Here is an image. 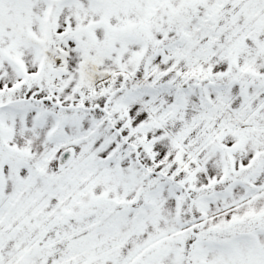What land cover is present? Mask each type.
I'll return each instance as SVG.
<instances>
[{
    "label": "snow or ice",
    "instance_id": "snow-or-ice-1",
    "mask_svg": "<svg viewBox=\"0 0 264 264\" xmlns=\"http://www.w3.org/2000/svg\"><path fill=\"white\" fill-rule=\"evenodd\" d=\"M0 264H264V0H0Z\"/></svg>",
    "mask_w": 264,
    "mask_h": 264
}]
</instances>
